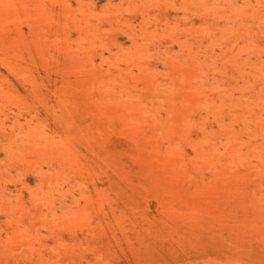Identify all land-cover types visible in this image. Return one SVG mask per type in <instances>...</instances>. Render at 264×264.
I'll return each instance as SVG.
<instances>
[{
	"label": "rangeland",
	"instance_id": "374dc122",
	"mask_svg": "<svg viewBox=\"0 0 264 264\" xmlns=\"http://www.w3.org/2000/svg\"><path fill=\"white\" fill-rule=\"evenodd\" d=\"M0 264H264V0H0Z\"/></svg>",
	"mask_w": 264,
	"mask_h": 264
}]
</instances>
